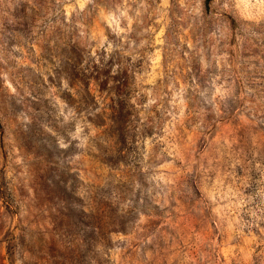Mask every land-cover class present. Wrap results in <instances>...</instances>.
Returning a JSON list of instances; mask_svg holds the SVG:
<instances>
[{
  "label": "rangeland",
  "instance_id": "374dc122",
  "mask_svg": "<svg viewBox=\"0 0 264 264\" xmlns=\"http://www.w3.org/2000/svg\"><path fill=\"white\" fill-rule=\"evenodd\" d=\"M0 264H264V0H0Z\"/></svg>",
  "mask_w": 264,
  "mask_h": 264
}]
</instances>
